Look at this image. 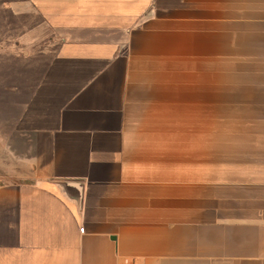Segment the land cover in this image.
Returning a JSON list of instances; mask_svg holds the SVG:
<instances>
[{"label":"crops","instance_id":"crops-1","mask_svg":"<svg viewBox=\"0 0 264 264\" xmlns=\"http://www.w3.org/2000/svg\"><path fill=\"white\" fill-rule=\"evenodd\" d=\"M1 7L0 264H264V0Z\"/></svg>","mask_w":264,"mask_h":264},{"label":"rangeland","instance_id":"rangeland-1","mask_svg":"<svg viewBox=\"0 0 264 264\" xmlns=\"http://www.w3.org/2000/svg\"><path fill=\"white\" fill-rule=\"evenodd\" d=\"M2 1L0 0V91L3 93L0 99V183L11 174L15 161L14 154L10 151L14 136L9 128L11 121L7 119L12 116L13 111L12 106L5 103L4 88L15 79L14 69H20L21 65L27 63L22 57L26 50L19 47V41L14 40L20 33V27L1 7Z\"/></svg>","mask_w":264,"mask_h":264},{"label":"built area","instance_id":"built-area-1","mask_svg":"<svg viewBox=\"0 0 264 264\" xmlns=\"http://www.w3.org/2000/svg\"><path fill=\"white\" fill-rule=\"evenodd\" d=\"M81 231H84V228H81Z\"/></svg>","mask_w":264,"mask_h":264}]
</instances>
